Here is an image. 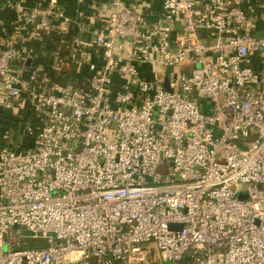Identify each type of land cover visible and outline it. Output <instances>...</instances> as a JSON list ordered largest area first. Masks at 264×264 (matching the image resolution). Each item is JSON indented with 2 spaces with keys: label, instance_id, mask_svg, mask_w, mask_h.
I'll return each mask as SVG.
<instances>
[{
  "label": "built area",
  "instance_id": "1",
  "mask_svg": "<svg viewBox=\"0 0 264 264\" xmlns=\"http://www.w3.org/2000/svg\"><path fill=\"white\" fill-rule=\"evenodd\" d=\"M44 1L22 25L64 35ZM162 1L155 22L109 1L83 84L0 51V118L34 117L0 130V264H264V0Z\"/></svg>",
  "mask_w": 264,
  "mask_h": 264
},
{
  "label": "crops",
  "instance_id": "2",
  "mask_svg": "<svg viewBox=\"0 0 264 264\" xmlns=\"http://www.w3.org/2000/svg\"><path fill=\"white\" fill-rule=\"evenodd\" d=\"M110 0H59L63 13L70 20L64 35L52 34L37 38L29 28L22 25V16L33 8H45L44 0H0V51L5 49L10 38H17L20 46L28 48L30 56L14 63V69L26 80L32 78L35 70H43L54 83L63 86L83 84L102 65L100 51L96 48L95 38L105 23ZM126 6L133 12H140L155 22L162 13V0H125ZM81 46L89 54V60L81 51ZM144 74L152 78L150 67H144ZM37 88L39 86L37 85ZM19 113L4 114L0 118L2 134L13 130L24 133L27 124L34 122L32 105H21ZM12 114V115H11ZM13 146L22 145L26 138L21 134L11 137Z\"/></svg>",
  "mask_w": 264,
  "mask_h": 264
},
{
  "label": "rangeland",
  "instance_id": "3",
  "mask_svg": "<svg viewBox=\"0 0 264 264\" xmlns=\"http://www.w3.org/2000/svg\"><path fill=\"white\" fill-rule=\"evenodd\" d=\"M24 235L29 238L27 239V243L28 245H26V248H44L46 246L47 241L45 239L42 238H30L32 237L30 233H24Z\"/></svg>",
  "mask_w": 264,
  "mask_h": 264
},
{
  "label": "water",
  "instance_id": "4",
  "mask_svg": "<svg viewBox=\"0 0 264 264\" xmlns=\"http://www.w3.org/2000/svg\"><path fill=\"white\" fill-rule=\"evenodd\" d=\"M165 88H166L167 90H169L168 80H166V82H165ZM172 228H173V226H172ZM179 228H181V226H180Z\"/></svg>",
  "mask_w": 264,
  "mask_h": 264
},
{
  "label": "trees",
  "instance_id": "5",
  "mask_svg": "<svg viewBox=\"0 0 264 264\" xmlns=\"http://www.w3.org/2000/svg\"><path fill=\"white\" fill-rule=\"evenodd\" d=\"M149 79H151V78H149Z\"/></svg>",
  "mask_w": 264,
  "mask_h": 264
}]
</instances>
